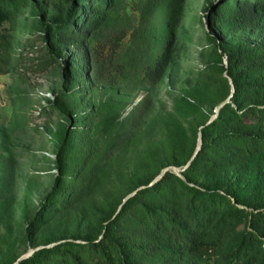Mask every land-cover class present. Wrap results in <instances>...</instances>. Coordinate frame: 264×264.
<instances>
[{
	"label": "rangeland",
	"instance_id": "1",
	"mask_svg": "<svg viewBox=\"0 0 264 264\" xmlns=\"http://www.w3.org/2000/svg\"><path fill=\"white\" fill-rule=\"evenodd\" d=\"M16 1L14 17L0 26V264H15L56 243L99 238L124 196L166 171L185 180L182 171L202 137L207 97L231 99L223 64L209 65L215 44L204 7L217 0H163L142 35L138 26L146 0H107L102 23L82 45L84 62L76 44L63 43L59 57L44 38L42 11L45 18L63 16L68 0ZM170 22L177 25L175 35ZM223 40L264 41V23ZM65 89L72 116L83 117L91 132L82 170L86 178L66 206L51 208L33 246L27 227L58 174L56 152L65 131L75 126L53 107ZM184 95L202 104L201 111L179 104ZM195 167L192 186L235 191L245 198L238 206L264 210V162L223 163L212 171ZM223 212L216 208L213 223ZM228 227L230 237L219 254L250 228L245 221ZM147 264L180 262L166 255Z\"/></svg>",
	"mask_w": 264,
	"mask_h": 264
},
{
	"label": "trees",
	"instance_id": "2",
	"mask_svg": "<svg viewBox=\"0 0 264 264\" xmlns=\"http://www.w3.org/2000/svg\"><path fill=\"white\" fill-rule=\"evenodd\" d=\"M163 0H146L138 26L144 34L147 25ZM107 0H68L63 16L45 18L42 11L44 38L53 54L62 57L63 43L76 44L81 62L87 60L82 45L88 33L102 23L101 12ZM16 0H0V26L14 17ZM184 6L181 7L183 12ZM206 23L214 40L215 61L223 64L225 82L234 92L226 97H207V113L202 123V145L189 168L183 170L185 180L166 171L157 181L147 182L126 201L124 196L117 214L108 218L99 238L64 241L45 246L21 259L18 264H147L152 259L171 255L180 264H264V210H245L244 196L224 189L209 190L192 186L190 174L195 166L212 171L223 163L242 164L251 160L264 162V41L242 40L230 43L225 34L241 28H254L264 23V0H217L204 7ZM181 19H178L177 25ZM176 24L171 31L175 35ZM175 27V28H174ZM228 65L224 66V57ZM69 65L68 60L65 61ZM82 66L80 75L85 72ZM76 65L73 72H79ZM67 66L64 75H68ZM67 89L57 93L53 107L65 114L73 128H67L56 152L58 174L40 208L27 227V237L35 246V231L41 226L52 207L66 206L71 194L84 181L82 171L91 132L86 131L83 117L72 116ZM191 94V92H188ZM188 95L179 104L201 111L202 104L192 103ZM225 102V103H224ZM217 117L210 123L215 109ZM75 117V118H74ZM231 194L235 201L231 199ZM224 210L213 223L216 208ZM245 221L250 227L229 251L219 254L230 237L228 224ZM18 259L14 262L16 263ZM13 262V263H14Z\"/></svg>",
	"mask_w": 264,
	"mask_h": 264
},
{
	"label": "water",
	"instance_id": "3",
	"mask_svg": "<svg viewBox=\"0 0 264 264\" xmlns=\"http://www.w3.org/2000/svg\"><path fill=\"white\" fill-rule=\"evenodd\" d=\"M227 64H228V63H227ZM231 85H232V91H231V95H230V97L232 96V94H233V92H234V84H233L232 80H231ZM225 102H227V101H225ZM225 102H224V103H225ZM224 103H222V104L219 106V108H220L222 105H224ZM213 119H214V117L211 118V119L208 121V123H210ZM201 144H202V137H201V135H200V136H199V145H198L197 148H196V151H195V153H194V157H195V155L198 153L199 149L201 148ZM161 176H162V175H161ZM132 194H134V193H132ZM132 194H130L129 196H131ZM129 196H127V197L124 199V201H126L127 198H128ZM28 256H29V255L20 257V258L16 261L15 264H18V262H19L21 259H23V258H25V257H28Z\"/></svg>",
	"mask_w": 264,
	"mask_h": 264
}]
</instances>
